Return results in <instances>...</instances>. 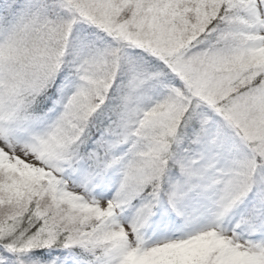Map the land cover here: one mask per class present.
Instances as JSON below:
<instances>
[{
  "label": "snow or ice",
  "instance_id": "snow-or-ice-1",
  "mask_svg": "<svg viewBox=\"0 0 264 264\" xmlns=\"http://www.w3.org/2000/svg\"><path fill=\"white\" fill-rule=\"evenodd\" d=\"M0 264H264V0H0Z\"/></svg>",
  "mask_w": 264,
  "mask_h": 264
}]
</instances>
